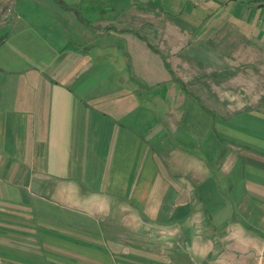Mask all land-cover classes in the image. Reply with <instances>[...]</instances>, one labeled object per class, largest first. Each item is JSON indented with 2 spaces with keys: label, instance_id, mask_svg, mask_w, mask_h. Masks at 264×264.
I'll use <instances>...</instances> for the list:
<instances>
[{
  "label": "crops",
  "instance_id": "1",
  "mask_svg": "<svg viewBox=\"0 0 264 264\" xmlns=\"http://www.w3.org/2000/svg\"><path fill=\"white\" fill-rule=\"evenodd\" d=\"M12 1L0 6V264H264V0ZM196 2L214 16L186 28L175 19ZM223 23L229 86L213 66L197 85L229 90L221 114L168 58L198 73L182 48Z\"/></svg>",
  "mask_w": 264,
  "mask_h": 264
},
{
  "label": "rangeland",
  "instance_id": "2",
  "mask_svg": "<svg viewBox=\"0 0 264 264\" xmlns=\"http://www.w3.org/2000/svg\"><path fill=\"white\" fill-rule=\"evenodd\" d=\"M8 1L9 0H0V6H10ZM60 1L70 6H90L91 7V6H114V2L117 3V1H120V0H13L12 3L10 4L11 6H63V4ZM212 1L215 4H222L224 3L225 0H212ZM237 1L242 2L245 6H248L249 4H252L253 0H237ZM126 2L127 0H122L123 5H125ZM198 3L199 2H196V6L195 4H191V3L188 5H184L187 7V11L185 15L183 16L184 18L179 17V18H176L175 20L176 21L180 20V24L186 27V22L196 23V20L204 21L214 16L213 11L211 10L207 11L208 9H205L204 6L198 5ZM128 4L129 3H127L126 6H128ZM217 15H218L217 18L219 19L221 18V16L222 17L224 16V12H218ZM159 19H160L159 17H154V20H153L154 23H159L158 22ZM210 25L205 27V32L201 33L199 39H197L196 42L194 41V43H192L191 45H189L190 43L186 44L182 48V51H181V52H185L187 50L185 54H187V56H189L190 58H193V59H190V61L193 60L196 63V68H197L198 73H193L192 71L193 63L192 62L186 63L185 61H183V59L181 58L178 59L177 57H175V55H170V57L168 58V61L171 64L181 62V65H180V67L182 68L181 71L185 73V74L181 73V76L184 77L183 79H185V81L188 83L187 86L190 89V92L195 94L199 98V100L201 101V105L207 106L213 110L215 109L216 111H218V113L224 114V112H229V106L228 107L226 106V104H229V98L223 101L225 97H229V90L222 92L224 88L218 89L217 92L214 93V96H211L210 93H209V96H207L208 92L205 90H202L201 87L197 86L201 84L209 85L210 77L208 74L212 66L214 67V72L218 74V77L215 79L221 78V81L223 80V82L224 83L226 82L229 86V75L225 74V71H229V59H228L229 58V28L227 30L225 29L226 31H224L225 23H223L222 27H218L216 30L213 28L214 29L213 30ZM144 31L145 30H143V32ZM159 31H161V29H159ZM165 33L168 34L167 32ZM181 33H182L181 35H183L185 39L188 38L189 35L186 32H181ZM190 36L192 37V34H190ZM200 39L201 41H204V40L205 41L201 43ZM162 45L167 51L173 50L172 47L170 46L168 47L166 43L161 44V46ZM174 45H177V44H174ZM178 45L181 46L182 44H178ZM212 62L216 63V65H213ZM206 69H208V71H204ZM214 75L215 74H213V77H215ZM219 119L222 120L221 118ZM202 148H204V144ZM192 155L194 159L196 158L197 160L201 161V163L203 162L204 165H209V163L204 162L203 158L200 157V153H196ZM213 250H214L213 251L214 253H218L220 249L214 246ZM61 253L60 254L63 256L56 257V258L63 260V258L66 257L65 255L66 252H61ZM92 253L94 252H88L87 254H92ZM196 263L199 264L198 261H196Z\"/></svg>",
  "mask_w": 264,
  "mask_h": 264
},
{
  "label": "trees",
  "instance_id": "3",
  "mask_svg": "<svg viewBox=\"0 0 264 264\" xmlns=\"http://www.w3.org/2000/svg\"><path fill=\"white\" fill-rule=\"evenodd\" d=\"M167 65V64H166ZM167 67H168V65H167ZM181 86H182V84L181 83H179Z\"/></svg>",
  "mask_w": 264,
  "mask_h": 264
}]
</instances>
